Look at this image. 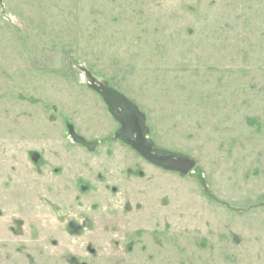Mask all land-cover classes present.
<instances>
[{
	"label": "rangeland",
	"instance_id": "obj_1",
	"mask_svg": "<svg viewBox=\"0 0 264 264\" xmlns=\"http://www.w3.org/2000/svg\"><path fill=\"white\" fill-rule=\"evenodd\" d=\"M0 264H264V0H0Z\"/></svg>",
	"mask_w": 264,
	"mask_h": 264
},
{
	"label": "water",
	"instance_id": "obj_2",
	"mask_svg": "<svg viewBox=\"0 0 264 264\" xmlns=\"http://www.w3.org/2000/svg\"><path fill=\"white\" fill-rule=\"evenodd\" d=\"M97 83L96 85L91 80V88L102 97L109 111L112 112V115L121 125L120 130L115 134V138L129 145L148 163L165 171L183 176L193 170L196 164L194 159L154 148L151 141L145 136L146 127L142 113L123 95L101 85L99 82ZM116 107L121 108L122 112H119ZM68 132L74 143L85 147L89 151H93L98 144L97 141H87L77 135L71 125L68 126Z\"/></svg>",
	"mask_w": 264,
	"mask_h": 264
},
{
	"label": "flooded vegetation",
	"instance_id": "obj_3",
	"mask_svg": "<svg viewBox=\"0 0 264 264\" xmlns=\"http://www.w3.org/2000/svg\"><path fill=\"white\" fill-rule=\"evenodd\" d=\"M99 95V94H98ZM100 96V95H99ZM101 97V96H100ZM102 98V97H101ZM116 109L119 111V112H122V109L121 108H119V107H116ZM111 114H112V112H111ZM113 116V115H112ZM114 118H115V116H113ZM115 120H116V118H115ZM117 121V120H116ZM118 122V121H117ZM118 128H117V131H116V133L120 130V127H121V125H120V123L118 122ZM88 150V149H87Z\"/></svg>",
	"mask_w": 264,
	"mask_h": 264
}]
</instances>
